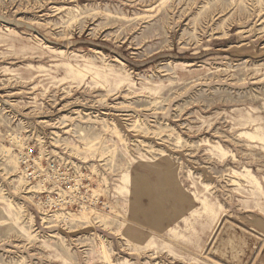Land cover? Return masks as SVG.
<instances>
[{
	"label": "rangeland",
	"instance_id": "374dc122",
	"mask_svg": "<svg viewBox=\"0 0 264 264\" xmlns=\"http://www.w3.org/2000/svg\"><path fill=\"white\" fill-rule=\"evenodd\" d=\"M0 264H264V0H0Z\"/></svg>",
	"mask_w": 264,
	"mask_h": 264
},
{
	"label": "built area",
	"instance_id": "2783aa9c",
	"mask_svg": "<svg viewBox=\"0 0 264 264\" xmlns=\"http://www.w3.org/2000/svg\"><path fill=\"white\" fill-rule=\"evenodd\" d=\"M49 168H45L41 163L39 166V170L36 173V178L30 173L28 177L31 179L43 180L44 178H50L52 181L60 184H53L52 190L56 191L55 196L52 198L47 194L45 197L46 200L52 205L53 208H76L78 207L81 209L83 206L82 204V195L78 185H73L72 187L68 188L66 191H62L61 183L68 182V176L72 170L71 166L67 167V163H64L63 166L57 164H48ZM53 173V174H50ZM28 174V173H27ZM70 182V181H69ZM50 185V184H49Z\"/></svg>",
	"mask_w": 264,
	"mask_h": 264
},
{
	"label": "bare ground",
	"instance_id": "6f19581e",
	"mask_svg": "<svg viewBox=\"0 0 264 264\" xmlns=\"http://www.w3.org/2000/svg\"><path fill=\"white\" fill-rule=\"evenodd\" d=\"M55 10V9H54ZM71 22V21H70ZM32 23V22H31ZM44 24V23H43ZM49 24V23H48ZM2 30V29H1ZM36 41V40H35ZM39 43V42H38ZM74 53V52H73ZM101 54V53H100ZM87 55V54H86ZM99 58V57H98ZM101 58V57H100ZM104 62V61H103ZM105 65V64H104ZM109 65V64H108ZM20 66V65H19ZM7 67V66H6ZM130 70V69H129ZM126 72V71H125ZM127 74V73H126ZM103 126V125H102ZM108 126V125H107ZM115 127V126H114ZM94 128H92V130H93ZM110 129V128H109ZM115 130H116V127H115ZM110 131V130H109ZM118 132V131H117ZM95 133V132H94ZM81 134V133H80ZM117 135V134H116ZM118 137V136H117ZM88 139V138H87ZM120 139V138H119ZM121 139H122V137H121ZM98 141V140H97ZM96 141V142H97ZM92 142V141H91ZM121 142V141H120ZM94 142H92V144H93ZM5 150V149H4ZM8 150V149H7ZM9 153V152H8ZM7 156V155H6ZM13 158V157H12ZM9 160V159H8ZM11 162V161H10ZM13 162V161H12ZM14 163H16V162H14ZM14 166H15V164H13ZM142 175H137L136 177H133L132 176V179H131V176H127V179L125 180V181H127V180H129V178H130V183H133V182H136L138 179H139V177H141ZM162 176V175H161ZM166 176H169V174H166ZM163 178V177H162ZM21 179V178H20ZM163 179H165V178H163ZM19 183V182H18ZM137 188H140V189H145L146 187H145V184H143L142 185V181H141V184H139V183H137ZM27 199V198H26ZM13 208V207H12ZM86 213V212H85ZM87 214V213H86ZM84 218V217H83ZM70 219V218H69ZM76 219H78V218H76ZM55 220V219H54ZM80 221V220H79ZM82 222V221H81ZM29 225H30V223H29ZM62 244H64V243H62ZM101 244H103V243H101ZM60 245V244H59ZM103 247V246H102ZM66 248V247H65ZM102 251L104 252V253H106L105 251H104V249H102ZM103 252H102V254H103ZM104 255V254H103ZM106 256V255H105ZM104 259H108V256H107V258H104ZM110 260V259H109Z\"/></svg>",
	"mask_w": 264,
	"mask_h": 264
}]
</instances>
